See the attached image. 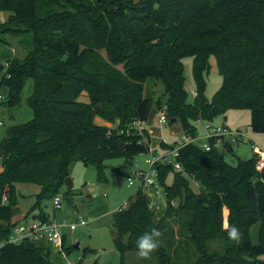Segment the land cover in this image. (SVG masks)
Wrapping results in <instances>:
<instances>
[{"label": "trees", "instance_id": "obj_1", "mask_svg": "<svg viewBox=\"0 0 264 264\" xmlns=\"http://www.w3.org/2000/svg\"><path fill=\"white\" fill-rule=\"evenodd\" d=\"M1 12L12 13L14 23L1 24L0 35L26 37L19 42L23 59L0 54L8 58L6 66L0 60L1 105L18 106L27 80L33 90L27 99L32 119L10 126L0 142V196L7 197L0 205L5 223L0 241L18 222L9 223L16 184L38 187L28 214L37 211L35 217L45 219L41 204L65 186L73 162L94 166L102 183L106 160L149 152L148 136L132 123L147 127L151 109L189 136L196 135L199 121L247 110L251 131L264 134V0H0ZM187 56L195 90L190 102L182 64ZM211 57L221 85L208 101L204 75ZM156 86L162 92L154 98ZM96 117L107 125L95 124ZM226 148L203 152L186 145L177 157L182 171L157 167L158 183L168 202L179 199L177 208L160 216L138 189L125 209L113 213V245L121 260L137 252V239L156 228L162 236L151 255L158 264H264L257 261L264 256V170L256 173L255 154L227 163L225 155L232 153ZM169 173L172 182L166 185ZM190 179L199 184L198 192L191 190ZM224 209L228 225L240 229L238 242L222 226ZM171 216L182 222L184 241L169 231ZM253 226L262 232L256 243L248 237ZM211 242L223 244V250H211ZM49 249L30 240L4 244L0 264H51Z\"/></svg>", "mask_w": 264, "mask_h": 264}, {"label": "rangeland", "instance_id": "obj_2", "mask_svg": "<svg viewBox=\"0 0 264 264\" xmlns=\"http://www.w3.org/2000/svg\"><path fill=\"white\" fill-rule=\"evenodd\" d=\"M136 2H139V0H135V3ZM10 23H14L12 13L1 12L0 25H9ZM22 26H25V24H18L17 27L20 28ZM23 28L24 27L21 29ZM23 39H26V37L17 38L11 35H0V54H5L6 57L23 59L26 51L19 44ZM7 59L8 58L0 59L1 62L4 63V66H6L5 61ZM209 63L210 69L208 73L204 75V79L206 83L205 96L208 101H211L213 95L220 88L221 77L217 73L214 57L210 58ZM182 64L185 78L184 88L188 95L187 101L190 102L193 98V92H195L192 77V58L189 56L183 58ZM151 89L154 91V98L161 95L162 89L160 86L152 87ZM151 89H149V91ZM32 90V80H27L21 92L18 106L13 109H8L0 105V142L10 126L27 123L32 119V111L27 104V99L32 94ZM0 92L3 95L2 91ZM81 100L87 102L88 99L85 93L82 94ZM8 110H11L10 117L8 116ZM95 119L97 120L96 122L103 126L107 125L101 118L100 120L99 117ZM95 119L94 123H96ZM210 123L215 127H225L230 132H237L241 135V137L237 138L234 142H231V139H223L221 141L223 150L229 145L232 153L225 155V161L227 163L235 165L236 158L242 160L249 159L252 154H255L252 152L251 143H254L264 151V134L253 133L249 128V111L231 110L224 116H217ZM205 124V121L197 122L195 124L197 133L190 137L193 138L198 136L202 138V136L205 135L203 129ZM141 135L148 136L150 148L159 149L158 153L162 154L164 153L162 149H166V147L172 146L174 142H178L183 134L178 124L173 126L159 125L158 115H155L154 112L150 124ZM162 142L163 144L161 145ZM199 142L201 143L202 141L199 140ZM147 157V154H140L134 156L132 160L122 158L106 160L103 163L106 181L102 183L97 181V172L94 166H85L80 162H73L70 165L68 178L72 182V188L68 189L66 186L60 188L57 194L61 200L60 209H54L52 199L44 201L41 204L43 212L53 222L61 226L60 231L64 235L65 256L57 254L50 247L49 261L51 264H92L94 261L98 264H121V261L124 264H158L154 256L151 255L150 259H141L137 255V252L126 253L121 260L113 245L115 230L112 227V215L119 209H125L129 199L137 189L136 185L132 187L127 186L124 183V179L134 171L135 165L140 168H145L143 161ZM255 158L257 160L256 154ZM173 172L178 173V171ZM256 173L258 172L256 171ZM118 177L122 179L123 183L121 186L117 183ZM171 182L172 174L169 173L166 175V182L164 181V184L170 185ZM189 186L193 192L199 191V184L192 179L189 181ZM15 187L17 192V196H15L16 204L13 207L15 213L9 223L17 222L25 217H28L27 219L29 220L31 218L29 216L37 212L34 211L32 214H28V211L35 202L38 187L31 184H16ZM141 192L147 198L149 208L160 216H162L167 209H175L178 206L179 199L177 198L173 201L169 200L171 203L170 206L166 205L168 199L165 197L164 188L159 183L152 188L143 189ZM228 215V211L224 209L222 212V226L224 229H226L225 225H228ZM78 218H81L85 222V225L78 226L74 231H69L68 226L77 223ZM166 222H168L169 231L171 230V232H173V237L179 238V234L182 230L180 227L182 226V222L174 216H171ZM0 225H5V223H0ZM261 234L260 227L253 226L249 229L248 237L253 243H256L258 238L261 237ZM182 236L184 235L182 234ZM179 240L184 241L182 237H180ZM163 243L164 241H162V244ZM75 244H78V249L73 248ZM174 246H176L175 243ZM209 246L211 250H223V244L221 243L211 242ZM192 251L193 256L196 257L195 251ZM178 252L181 256L180 259H185L184 257L186 255L182 252V249H179ZM249 261L254 262V259L250 258ZM257 261L264 262V256L258 258Z\"/></svg>", "mask_w": 264, "mask_h": 264}, {"label": "built area", "instance_id": "obj_3", "mask_svg": "<svg viewBox=\"0 0 264 264\" xmlns=\"http://www.w3.org/2000/svg\"><path fill=\"white\" fill-rule=\"evenodd\" d=\"M195 93L193 92V95ZM4 101V96L0 92V105ZM158 124L167 125V119L163 113L158 115ZM1 125V123H0ZM132 127L136 129L140 134L144 131L145 124L136 120L132 123ZM205 135L202 138L195 136L191 138L189 135L183 134L178 142L173 144L171 149H162L164 153H158L159 149H152L149 146L148 157L143 161L145 168H140L137 165L134 166V171L126 176L124 183L129 186H135L138 189L152 188L158 183L157 167L171 166L174 171H181V165L177 162L178 151L186 145H195L203 152H209L212 149L217 151L223 150L221 147V141L228 139L234 142L241 135L237 132H230L225 127H215L210 122H206L203 126ZM199 140L202 142L200 143ZM212 141V142H211ZM252 152L257 155L255 163V170L261 173L264 170V151L257 147L254 143H251ZM123 183V182H122ZM53 205L55 210L60 209L61 200L58 195L53 197ZM7 203V197L5 195L0 196V205ZM120 210V209H119ZM37 216V212L27 218L19 220L15 226L10 230L6 239L0 241V247L4 244L18 245L24 240H30L37 245H48L54 252L65 256L64 254V235L61 233V226L57 225L47 216L45 219H40ZM85 222L78 218L77 223L70 224L68 226L69 231H74L78 226H84Z\"/></svg>", "mask_w": 264, "mask_h": 264}, {"label": "clouds", "instance_id": "obj_4", "mask_svg": "<svg viewBox=\"0 0 264 264\" xmlns=\"http://www.w3.org/2000/svg\"><path fill=\"white\" fill-rule=\"evenodd\" d=\"M225 227L229 239L237 242L241 239V232L238 227L235 225H225ZM161 236V231L156 228L151 229L149 232H145L137 239V255L141 259H150L151 254L159 248Z\"/></svg>", "mask_w": 264, "mask_h": 264}, {"label": "water", "instance_id": "obj_5", "mask_svg": "<svg viewBox=\"0 0 264 264\" xmlns=\"http://www.w3.org/2000/svg\"><path fill=\"white\" fill-rule=\"evenodd\" d=\"M153 113H154V109H151V110H150V113H149V115H148V122L151 121ZM8 116H9V117L11 116V110H8ZM171 122H173V120H172ZM117 183H118L119 186L122 185V183H121V178H120V177L117 178ZM65 186H66L67 188H72V182H71V180H70L68 177L66 178ZM36 197H37V196H36ZM166 205H167V206H170L171 203L168 202V203H166ZM73 248H74V249H78V244L73 245Z\"/></svg>", "mask_w": 264, "mask_h": 264}, {"label": "crops", "instance_id": "obj_6", "mask_svg": "<svg viewBox=\"0 0 264 264\" xmlns=\"http://www.w3.org/2000/svg\"><path fill=\"white\" fill-rule=\"evenodd\" d=\"M88 101V100H87ZM84 102V101H83ZM86 102V101H85ZM99 120H100V118H99ZM97 120L95 119V122H96ZM95 124H97V125H101V126H103L102 124H100V123H98V122H96Z\"/></svg>", "mask_w": 264, "mask_h": 264}]
</instances>
